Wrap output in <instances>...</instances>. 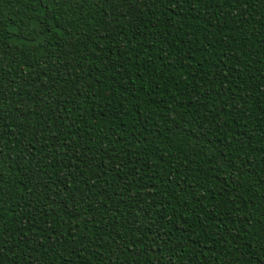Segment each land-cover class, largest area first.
Returning <instances> with one entry per match:
<instances>
[{
  "label": "trees",
  "instance_id": "obj_1",
  "mask_svg": "<svg viewBox=\"0 0 264 264\" xmlns=\"http://www.w3.org/2000/svg\"><path fill=\"white\" fill-rule=\"evenodd\" d=\"M0 264H264V0H0Z\"/></svg>",
  "mask_w": 264,
  "mask_h": 264
}]
</instances>
